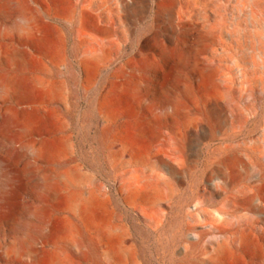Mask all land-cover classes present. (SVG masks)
Returning a JSON list of instances; mask_svg holds the SVG:
<instances>
[{"label": "rangeland", "instance_id": "rangeland-1", "mask_svg": "<svg viewBox=\"0 0 264 264\" xmlns=\"http://www.w3.org/2000/svg\"><path fill=\"white\" fill-rule=\"evenodd\" d=\"M21 1L36 37L0 44L58 151L34 162L0 134L25 183L0 264H264V0ZM70 168L83 220L49 190ZM10 183L0 165V211Z\"/></svg>", "mask_w": 264, "mask_h": 264}, {"label": "bare ground", "instance_id": "bare-ground-1", "mask_svg": "<svg viewBox=\"0 0 264 264\" xmlns=\"http://www.w3.org/2000/svg\"><path fill=\"white\" fill-rule=\"evenodd\" d=\"M12 2L15 6L18 21L9 28L0 29V39L4 40L8 38L10 40L14 37L22 44L36 37L37 25L33 15L23 6L21 0H12ZM1 8H3V12H5L6 8L3 4ZM10 61H12L14 65L23 63V59L18 57L16 52L9 50L6 45L1 43L0 98L3 99L2 101L5 105L0 107V134L5 135L7 138L16 137V142L19 143L18 149L28 152L34 162L39 159H48L56 156L58 147L49 146L40 138H32L37 126V103L35 100H31V97L28 98V96H26L27 92L22 88L19 79L8 73V63ZM82 67L88 70V65L83 64ZM172 68L173 66L170 65L169 75L172 72ZM36 91H39V89L34 86L33 92ZM45 92L50 100L62 102L61 90L56 85L46 89ZM60 145L64 146L62 148L66 146L64 142ZM0 165L6 170L11 180V183L8 185L7 195L4 198L2 211H0V223H2L11 221L14 213L19 210L21 195L25 190V183L21 177L19 168L14 162L1 160ZM39 175L41 186L47 188L44 173L40 172ZM54 179L56 183L52 185L49 190L51 189V191L54 192L57 186H65V188L68 189L67 193L64 195V202L67 210L79 215L83 220L85 214L80 209L78 202L85 200L84 203L91 205L94 204V200L83 199L81 192L74 188V186L83 184L82 175L76 168H70L63 174L55 175ZM65 235L64 240L68 243L69 239ZM72 235L74 236V233H72ZM28 253L35 254V250H29Z\"/></svg>", "mask_w": 264, "mask_h": 264}]
</instances>
